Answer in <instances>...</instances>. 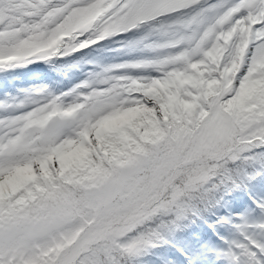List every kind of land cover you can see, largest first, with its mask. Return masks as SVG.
Listing matches in <instances>:
<instances>
[{"label": "snow or ice", "instance_id": "snow-or-ice-1", "mask_svg": "<svg viewBox=\"0 0 264 264\" xmlns=\"http://www.w3.org/2000/svg\"><path fill=\"white\" fill-rule=\"evenodd\" d=\"M0 264H264V0H0Z\"/></svg>", "mask_w": 264, "mask_h": 264}, {"label": "bare ground", "instance_id": "bare-ground-1", "mask_svg": "<svg viewBox=\"0 0 264 264\" xmlns=\"http://www.w3.org/2000/svg\"><path fill=\"white\" fill-rule=\"evenodd\" d=\"M118 46L119 45L117 43L109 41V42L106 43V45L102 46L99 50H93L91 52V54L87 58L88 59L105 60L107 57L111 56L113 54V52H114V54L112 56H117V55H119L120 53H123V52L109 51L108 48L114 49V48H117ZM60 71H62V70H60ZM44 72L45 73H49L47 75H52V74H55V73H57L59 71H57L56 69L52 68L50 65L46 64V66L44 68Z\"/></svg>", "mask_w": 264, "mask_h": 264}, {"label": "rangeland", "instance_id": "rangeland-1", "mask_svg": "<svg viewBox=\"0 0 264 264\" xmlns=\"http://www.w3.org/2000/svg\"><path fill=\"white\" fill-rule=\"evenodd\" d=\"M107 51V50H106ZM109 52V51H108ZM113 54H114V52H113ZM112 54V55H113ZM109 56V57H107L105 60H97V59H93V60H96V61H98L101 65H108V64H110V63H118V62H121V61H123V60H126V59H118L117 58V56ZM64 71H59V72H57V73H55V74H59V73H63ZM83 72H86V69L84 68V66L83 67H81V70L78 72V73H83ZM43 74H49V73H45V72H43ZM43 74H38L37 75V78H35V77H31V80H33V81H37V82H43V81H48L49 79H51L52 78V76H49V75H43ZM75 75H77V73L75 74ZM73 73L72 72H70L69 73V77H71V78H73ZM56 77V76H55ZM58 79V78H57ZM72 81H73V79H72ZM65 82H67V81H65Z\"/></svg>", "mask_w": 264, "mask_h": 264}]
</instances>
